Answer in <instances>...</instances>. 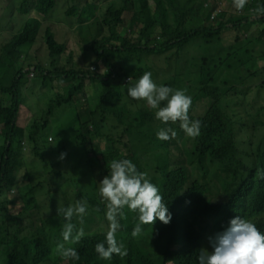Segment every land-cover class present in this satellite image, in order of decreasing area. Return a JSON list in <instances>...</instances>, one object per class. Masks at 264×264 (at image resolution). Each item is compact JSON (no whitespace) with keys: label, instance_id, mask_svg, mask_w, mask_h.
I'll return each instance as SVG.
<instances>
[{"label":"trees","instance_id":"1","mask_svg":"<svg viewBox=\"0 0 264 264\" xmlns=\"http://www.w3.org/2000/svg\"><path fill=\"white\" fill-rule=\"evenodd\" d=\"M27 1V33L0 24V264H49L55 259L58 264H198L199 250L211 251L207 190L244 183L251 205L264 206V27L248 35L240 30L247 21H264L256 12L264 0H256L254 11L244 7L241 14L220 12L213 20L215 8L206 5L207 0ZM58 24L70 32L67 42L58 52L39 56L49 50L44 32L50 30V35ZM30 40L23 64L14 72L15 61ZM197 45L203 48L196 51ZM167 52L173 53L175 74L156 83L191 96L190 119L202 122L198 137H189L178 123L157 120L158 109L143 100L138 102L147 110L130 122L117 100L116 82L123 84L131 77L134 85L150 61ZM257 62L260 75L254 68ZM103 64L110 74L102 73ZM31 69L34 76L23 93L21 80ZM56 80L68 82L66 91L40 99ZM92 93L98 95L99 109L87 101ZM22 113L26 120L33 117L37 126L31 141L27 139L34 150L40 145L59 149L63 144L90 150L98 142L99 161L90 156V167L97 172L120 159L116 143L122 144L138 171L146 172L160 189L172 215L170 223L157 219L153 225H142V234L134 238L138 215L125 208L127 219L120 221L116 239L128 255L103 260L95 245H106V203L92 197L83 223L76 217L72 221L77 229L83 228L84 236L78 242H64L65 222L54 209L63 193L75 186L54 184L55 170L31 169L29 143L19 148L26 136L19 124ZM167 127L177 136L159 140L157 132ZM24 167V178L32 186L30 217L36 231L29 240L22 238L27 229L21 220L23 202L11 196ZM61 243L75 248L79 260L62 258Z\"/></svg>","mask_w":264,"mask_h":264},{"label":"clouds","instance_id":"2","mask_svg":"<svg viewBox=\"0 0 264 264\" xmlns=\"http://www.w3.org/2000/svg\"><path fill=\"white\" fill-rule=\"evenodd\" d=\"M247 2L248 0H233V5L236 10L243 12ZM29 9L27 0H0V24L12 26L20 33H27ZM256 12L264 15V5L258 6ZM22 54L25 56L22 57ZM26 54L27 51L21 50L19 58L25 59ZM93 66L95 65L91 69L96 68ZM27 76H34L33 69ZM128 80L129 84L131 77ZM27 85L28 82L23 85L25 89ZM127 95L136 101H146L151 109H158L155 118L162 123H178L180 129L192 138L200 135L202 122L190 119L192 98L185 90L157 85L152 79V73L144 72L134 85L127 88ZM162 102H166V106L161 107ZM176 136L177 132L171 127L157 132V138L161 141H168ZM65 155L62 153L60 159L63 160ZM99 194L106 203V219L109 222L106 245L103 242L95 245L96 253L103 260H111L113 255L121 259L128 255L125 245L116 239L121 228L120 221L127 219L125 208L138 215L139 222L131 233L134 238L142 234V225H153L157 219L168 225L172 219L160 189L150 181L146 172L138 171L129 159L111 161L109 174L99 183ZM204 198L214 235L207 233L211 251L200 249L198 264H264V206L251 205L247 185L236 183L219 190H207ZM87 210V201L83 199L57 210L66 221L61 233L64 242H78L84 236L83 228L77 229L72 221L76 217L83 223ZM95 211L98 212L99 208ZM199 238L197 236L198 241ZM58 250L62 258H80L75 248H65L63 243L58 245Z\"/></svg>","mask_w":264,"mask_h":264},{"label":"rangeland","instance_id":"3","mask_svg":"<svg viewBox=\"0 0 264 264\" xmlns=\"http://www.w3.org/2000/svg\"><path fill=\"white\" fill-rule=\"evenodd\" d=\"M42 18V17H41ZM264 27V21L263 20H250L247 21L244 25L241 26L240 30L244 35L250 34L254 29L256 28H262ZM50 30H46L43 34V40L47 41L49 48H52V52H58L60 48L65 45L67 42V39L70 35V32L63 28L61 24H58L57 27H54L52 29L51 34L49 35ZM97 35V33H96ZM123 35V32H122ZM97 39H103V35H98ZM32 40L27 43V46L31 45ZM220 45V41L214 42L212 47L215 49ZM87 44L80 47V52L82 54V51L86 49ZM203 48L202 45L196 46V51H199ZM25 46L22 47V51L25 52ZM43 53H39V56L43 57ZM92 59H95V55L92 54ZM174 56L172 52H167L164 54H160L158 56H155L149 63V67H147L144 72H151L154 78L155 82L168 79L172 77L175 74V69L173 68L174 64ZM23 58H18L15 61L13 71H17L22 64H23ZM78 63H86L84 61H80ZM260 62H257L254 66L255 71L257 75H260ZM136 68L140 69V66H136ZM102 73L107 75L110 74L109 68L103 64L102 67ZM141 70V69H140ZM264 75V72H263ZM255 81H257V78L254 77ZM30 78L26 75L21 80V90L24 93L25 88L24 84L26 82H29ZM129 81H126L125 83L121 84L119 82H116L114 84L115 91H116V97L118 102L121 104L124 116L125 118L130 121L134 122L137 116L144 110H147V108L143 105L142 102H138L136 100H133L131 97L127 95V88L132 86L131 83L128 84ZM68 82L62 81V80H56L54 84L51 86V89L42 94L40 96V99H45L49 96H51L56 90L59 91H66ZM91 85H93V82L91 81ZM87 101L93 108L99 109V100L98 95L96 93H92L88 98ZM264 104V102H263ZM261 105V104H258ZM25 114H21V118L19 120V124L26 129V136L21 138V140L28 139L31 141L30 135L37 131V126L34 122L33 117L30 120L24 119ZM189 117L192 116L189 114ZM27 140V141H28ZM28 141L30 148H31V169L38 170L41 169L43 171H52L55 170L58 172V178L54 179L51 176V179L53 180V183L56 184L58 181L66 182L67 185L75 186V189H68L66 192L63 193L62 197L60 198L57 207L54 209V213L57 215V217L60 220H63L65 223V219L62 214H58V209L66 208L68 206L74 205L76 201L78 200H86L87 202L92 197H100L99 194V183L103 180L105 176H107L110 172V167H104V169L101 172H97L94 169L90 167V156H93L96 160L99 161L100 154L98 152V148L100 147V144L98 142H95L92 149L85 150L80 147L77 148H71L68 144H63L59 149H49L48 147L44 145H40L36 147V150H34V145L32 142ZM3 142V138L0 139V143ZM27 143L22 145V142L19 146V148H25ZM116 146L118 147L121 157L120 159H130L127 150L122 146L120 143H116ZM66 154L64 159L61 160L60 156L61 154ZM132 161V160H131ZM263 161H264V155H263ZM134 164L135 162L132 161ZM25 167L21 169L19 173V177L17 179V187L15 191L12 193V199L17 201L23 202V212L21 215V220L27 224V229L22 234V238L24 240H29L32 237L36 235L35 226L33 223H31V217L30 212L33 210V202H32V192H31V183L24 178L25 174ZM59 262L55 259L51 261L49 264H58ZM103 264H110L109 262L103 263Z\"/></svg>","mask_w":264,"mask_h":264},{"label":"built area","instance_id":"4","mask_svg":"<svg viewBox=\"0 0 264 264\" xmlns=\"http://www.w3.org/2000/svg\"><path fill=\"white\" fill-rule=\"evenodd\" d=\"M256 4L255 0H248L247 4L245 7L250 8L251 10L254 9V6ZM206 5H214L215 11L211 15V19L213 20L216 16L217 13L220 12H233V13H241L242 10L238 11L233 5V0H207ZM213 16V17H212ZM25 54H22V57H24ZM95 68V66H93ZM31 76L33 73L30 74ZM23 144L27 143V139L21 140Z\"/></svg>","mask_w":264,"mask_h":264},{"label":"crops","instance_id":"5","mask_svg":"<svg viewBox=\"0 0 264 264\" xmlns=\"http://www.w3.org/2000/svg\"><path fill=\"white\" fill-rule=\"evenodd\" d=\"M25 46V51H28L29 50V48H30V46H27L26 44L24 45ZM52 48H49V50H48V52H47V54H44L43 55V57H46V56H48L49 54H51L52 53ZM0 139H2L1 137H0Z\"/></svg>","mask_w":264,"mask_h":264},{"label":"water","instance_id":"6","mask_svg":"<svg viewBox=\"0 0 264 264\" xmlns=\"http://www.w3.org/2000/svg\"><path fill=\"white\" fill-rule=\"evenodd\" d=\"M213 15V14H212ZM213 17V16H212Z\"/></svg>","mask_w":264,"mask_h":264}]
</instances>
